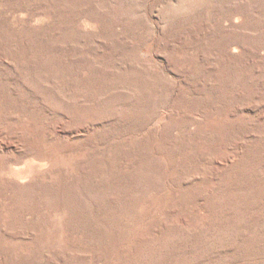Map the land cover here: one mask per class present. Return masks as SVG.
<instances>
[{
	"label": "rangeland",
	"instance_id": "obj_1",
	"mask_svg": "<svg viewBox=\"0 0 264 264\" xmlns=\"http://www.w3.org/2000/svg\"><path fill=\"white\" fill-rule=\"evenodd\" d=\"M0 264H264V0H0Z\"/></svg>",
	"mask_w": 264,
	"mask_h": 264
}]
</instances>
